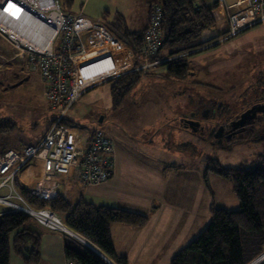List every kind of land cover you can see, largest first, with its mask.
I'll use <instances>...</instances> for the list:
<instances>
[{"label": "rangeland", "instance_id": "rangeland-1", "mask_svg": "<svg viewBox=\"0 0 264 264\" xmlns=\"http://www.w3.org/2000/svg\"><path fill=\"white\" fill-rule=\"evenodd\" d=\"M225 1L229 4L232 0ZM58 3L64 11L81 13L91 20L104 19L115 30L125 26L127 29H138L146 9L144 0H72L69 4L58 0ZM216 16V25L200 35L201 41L216 37L205 45L212 47L191 52L186 58L189 68L199 71L197 75L189 74L187 79L176 81L164 65H149L137 84L120 98L117 106L114 104L119 95L113 94L108 82L84 92L66 114L77 133L85 135L98 129L112 137L119 148L141 161L140 164L133 161L131 168L124 170V175L130 179L127 186L132 190L130 196L148 203L141 210L148 220L151 212L155 215L157 210H163L160 222L166 232L160 242L163 255L174 249L177 253L207 226L210 206L239 207L227 180L210 172L204 183L206 159L214 158L224 167L248 169L256 156L264 153V140L240 139L219 145L208 136L200 138L192 131L173 127V119L179 111L191 114L201 101L224 103L222 114L236 112L245 98L252 97L250 87L256 83L259 72L264 71V22L224 39L225 19L217 15V11ZM3 39L7 42L0 36V52L7 48L10 55L12 52L18 54ZM13 60L20 63L11 67L9 72L16 74L12 70L17 68L19 74L12 82L15 86L2 91L0 126L5 127L7 120L14 125L9 132H2L0 137L5 141L9 138L32 141L40 137L50 118L43 96L45 84L27 59ZM258 128L264 129V123ZM160 192L164 195L163 207L151 209L161 198H156L151 205L152 200L146 196ZM34 220L39 224L36 217ZM56 231L66 235L65 239L72 238L64 231ZM12 234L8 236L10 240ZM10 254L17 258L12 252ZM154 257L157 256L153 254ZM10 264H13L12 258Z\"/></svg>", "mask_w": 264, "mask_h": 264}, {"label": "built area", "instance_id": "built-area-1", "mask_svg": "<svg viewBox=\"0 0 264 264\" xmlns=\"http://www.w3.org/2000/svg\"><path fill=\"white\" fill-rule=\"evenodd\" d=\"M212 1L226 17L224 39L264 22V0H248L246 5L236 9H232L225 0ZM8 5L11 8H7ZM2 13L15 22L28 21L36 36H41L43 31L47 34L46 48L39 49L0 24V36L19 56L26 57L33 70L39 72L45 84L43 95L50 112V122L36 143L0 154V187L8 190L7 196H0V203L6 204L11 210L36 217L43 227L54 231L59 229L78 243L91 246L80 235L67 230L53 211H35L28 205L10 201V194H17L13 180L35 159L42 162L41 175L28 191L44 200L55 196V192L46 190L43 183L50 177L71 174L85 186L101 185L109 180L114 165L112 142L98 129H94L89 138L83 139L66 123V114L73 103L91 87L166 60L156 57L149 61L159 51L164 40L162 8L156 2L149 6L147 24L138 49V57L143 59L141 66L133 64L135 53L131 46L106 21L91 20L81 13L64 11L58 0H0ZM84 36H87L89 43Z\"/></svg>", "mask_w": 264, "mask_h": 264}, {"label": "trees", "instance_id": "trees-1", "mask_svg": "<svg viewBox=\"0 0 264 264\" xmlns=\"http://www.w3.org/2000/svg\"><path fill=\"white\" fill-rule=\"evenodd\" d=\"M61 1L69 4L72 0ZM145 1L148 5L156 2L162 8L161 27L164 40L159 51L149 58V61L156 57L166 59L158 64L164 65L173 79L176 81L187 79L189 75L187 55L216 39L201 41L200 35L205 29L216 25V11L217 15L222 11L212 0L210 4L206 0ZM106 23L138 52V56L140 55L138 49L144 29L135 32L125 28L115 30L108 22ZM224 30L226 31V28ZM223 31L221 35L225 33ZM142 73L146 71L126 73L110 81L113 94L119 95L115 100V106L120 102V98L137 84ZM258 76L256 81L264 85V71H260ZM219 105L222 109L225 104L220 102ZM5 122V127L0 126V136L2 132H9L14 125L10 120ZM49 122L50 118L47 126ZM66 123L70 124V121L66 120ZM254 127L248 129L237 140L248 141L253 138L264 140V129L258 128L259 124ZM2 141L6 143L4 139ZM4 144L0 141V154L8 150ZM206 160L204 183L206 184V175L210 172L227 180L239 201V207L227 209L210 206V221L207 226L175 253L169 264H247L261 253L264 246V153L258 154L248 169L224 167L210 157ZM18 175L17 173L13 180L14 187L28 206L36 210L53 211L67 230L80 235L89 244L98 248L112 264H126L125 257L114 253L109 227L112 223L141 227L147 222L146 215L119 207L96 205L83 199L71 203L60 194L44 200L25 189ZM113 175L114 165L110 178ZM205 189L209 190V187L206 185ZM36 223L34 217L26 212L8 210L0 214V264H8L11 252L20 257L25 264H39L40 233ZM10 233H13L11 240L8 238ZM63 253L72 264H110L74 239L64 241ZM257 264H264V259Z\"/></svg>", "mask_w": 264, "mask_h": 264}, {"label": "crops", "instance_id": "crops-1", "mask_svg": "<svg viewBox=\"0 0 264 264\" xmlns=\"http://www.w3.org/2000/svg\"><path fill=\"white\" fill-rule=\"evenodd\" d=\"M144 2L146 9L143 16V20L141 22V26L136 30L127 29V27L125 26V29H127L128 31L135 32L145 28L148 20L150 5H148L145 0ZM206 2L210 4L211 0H206ZM247 2L248 0H232L228 5L232 9H236L246 5ZM219 9L220 11H222L220 7ZM219 14L223 16V18L225 19V23L227 24L224 12L222 11V13ZM84 39L87 43H89L87 36H84ZM5 43L8 45L7 42ZM127 45L129 44L127 43ZM209 47L212 46L204 45L203 47L196 49L195 52L201 51L204 48L206 49ZM132 51L135 53L133 64H137V66H141L142 63H139V61H141V58L138 57V52L133 48ZM8 52L9 51L7 50V48L5 51L0 52V77H2L0 79V99L1 96H3L2 94L3 90H7L11 86L12 87L15 86V84H12V82H14L17 79L16 76L17 74H19V70H17V68L12 70L14 72L16 71V74L9 72V69L11 67H17L18 64L20 63L19 60L16 62V60L14 61L13 59L20 58L22 60H26L24 59L25 57L22 58L21 55L19 56V54H15L14 52H12V55H10V53ZM7 54H9L10 56H7ZM148 68H146L145 71ZM198 72L199 71L197 69L191 70L189 68L188 70V74L191 75H197ZM110 81H105L103 83L97 84L91 87L90 89H93L104 83H108ZM182 113L184 114V112L179 111L177 115L174 117V119L177 118V116L181 115ZM67 120L70 121L69 119ZM45 129L41 133L40 137H37L32 141H23L18 139L13 140L9 138L4 144V146H6L7 147L6 149L8 150L9 149L18 150L21 149L24 145L34 144L44 134ZM92 131L86 133L85 135H81L79 131L78 133L82 136L83 139H87L89 138ZM102 134L108 137L104 132H102ZM108 138L112 141L114 148V175L107 182L96 186H83L71 174H69L68 176L48 178L45 182H43L45 188L48 191L55 192V195L57 194L63 195L71 203H76L80 199H83L85 201L92 202L96 205L119 207L141 213L142 208L145 209V206L147 207L148 203L143 202V200L141 199L140 200L134 199L130 196L132 190L127 187L130 184V179L129 177L124 175V170H129L131 168V165L134 164V162L140 164L141 161H139V159L135 157H132V155L127 151H125L122 147L119 148L118 143L114 139H112V137H108ZM41 164L42 162L39 159L32 160L25 166L26 169L24 170L23 168L22 172L18 175L20 177L21 184L25 189L29 190V188L34 184L35 180L37 178H40L39 175H41ZM154 169L156 171H159V169L156 168ZM16 193L17 194H10L9 200L16 202L18 204L27 205L22 199V197L19 195L18 191H16ZM7 194H8L7 188L0 187V195L7 196ZM146 197L147 199L152 200L150 202L151 205H154V201L157 200L156 198H161V201H157L155 207L153 206L150 207L151 209L154 208L156 209L159 206L163 207L164 205L163 192L162 193L160 192L158 194H150ZM8 210H9L8 206L0 204V214ZM162 212L163 210H157L155 212V215L154 212H151L149 220L147 218V222L141 227H131L120 223H112L110 225L109 227L110 237H111L114 253L117 256L125 257L126 264H169L170 263V259L172 258V256L175 254L176 251L174 249L172 251L166 252L163 255V252L160 248V242L162 241L164 235L166 234L165 230L162 229L163 225L160 224L162 219ZM35 225L38 227L40 233L39 263L40 264H72L65 258L63 253L64 241L66 240L64 236L65 237L67 236L66 235L62 236L63 234H60L61 232L50 230L39 224H35ZM67 240L73 241V238L68 237ZM91 246H93L96 250L100 251L94 245L91 244ZM157 253L161 254V256H158ZM153 254H155L157 257L152 258ZM13 255L17 258H13L12 255L10 254L8 264H10L11 258L13 259V264H25L20 257L15 255L14 253ZM103 256L106 257L105 255Z\"/></svg>", "mask_w": 264, "mask_h": 264}, {"label": "flooded vegetation", "instance_id": "flooded-vegetation-1", "mask_svg": "<svg viewBox=\"0 0 264 264\" xmlns=\"http://www.w3.org/2000/svg\"><path fill=\"white\" fill-rule=\"evenodd\" d=\"M250 88L252 91L249 94H252V97L249 96L248 98H245L240 109L236 112L226 113L222 116V109L219 103L201 101L195 106V109L191 114L188 112L187 114L182 113L177 116V118L174 119L175 125L173 127L185 131H192L190 124L184 120L186 117L187 119L198 121L196 130L192 132L200 138L208 136V138H211L215 144L219 145L238 141L237 139L241 138L248 129L253 128L257 124L264 123V110L257 111L252 119H246L243 124L237 123L240 114L251 106L255 105L259 109H264V85L256 81V83ZM182 115H184V118L181 117ZM208 131L209 135H207ZM216 132H218V134L215 136Z\"/></svg>", "mask_w": 264, "mask_h": 264}, {"label": "bare ground", "instance_id": "bare-ground-1", "mask_svg": "<svg viewBox=\"0 0 264 264\" xmlns=\"http://www.w3.org/2000/svg\"><path fill=\"white\" fill-rule=\"evenodd\" d=\"M9 7L11 8V5H8L7 8ZM0 24L6 26L7 30L19 35L25 42H29L34 47L43 49L47 46V34L43 31L41 36H36L28 21L19 20L15 22L9 16H3L2 13L0 14Z\"/></svg>", "mask_w": 264, "mask_h": 264}, {"label": "water", "instance_id": "water-1", "mask_svg": "<svg viewBox=\"0 0 264 264\" xmlns=\"http://www.w3.org/2000/svg\"><path fill=\"white\" fill-rule=\"evenodd\" d=\"M262 110H264V109H259L255 105L251 106L249 109L245 110L243 113L240 114V117L237 120V123L243 124V122L246 119H249V118L252 119L255 116V114H256L257 111H262ZM181 117L184 118V115H182ZM184 120H185V122H188L190 124V128H191L192 131H195L196 130V127L198 125V121L193 120V119H187L186 117L184 118ZM99 121H101V120H99ZM220 127H222V126H220ZM217 134H218V132L215 133V136ZM82 245L86 246V248H88L90 251H92L93 253L98 254L100 257H102L103 259H105V257L98 250L92 248L89 245H85L84 243H82ZM262 258H264V253H260L252 261L248 262V264H257Z\"/></svg>", "mask_w": 264, "mask_h": 264}, {"label": "clouds", "instance_id": "clouds-1", "mask_svg": "<svg viewBox=\"0 0 264 264\" xmlns=\"http://www.w3.org/2000/svg\"><path fill=\"white\" fill-rule=\"evenodd\" d=\"M260 254V253H259ZM258 256V255H257ZM109 259V258H108ZM254 259V258H253ZM251 261V260H250Z\"/></svg>", "mask_w": 264, "mask_h": 264}, {"label": "snow or ice", "instance_id": "snow-or-ice-1", "mask_svg": "<svg viewBox=\"0 0 264 264\" xmlns=\"http://www.w3.org/2000/svg\"><path fill=\"white\" fill-rule=\"evenodd\" d=\"M5 10H7V9H5Z\"/></svg>", "mask_w": 264, "mask_h": 264}]
</instances>
